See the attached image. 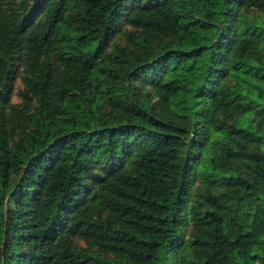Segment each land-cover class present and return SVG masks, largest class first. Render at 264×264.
I'll use <instances>...</instances> for the list:
<instances>
[{
  "label": "trees",
  "instance_id": "16d2710c",
  "mask_svg": "<svg viewBox=\"0 0 264 264\" xmlns=\"http://www.w3.org/2000/svg\"><path fill=\"white\" fill-rule=\"evenodd\" d=\"M0 264H264V0H0Z\"/></svg>",
  "mask_w": 264,
  "mask_h": 264
}]
</instances>
